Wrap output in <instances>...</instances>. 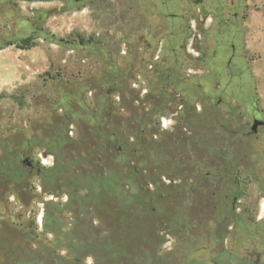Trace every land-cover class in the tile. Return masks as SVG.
<instances>
[{
    "label": "rangeland",
    "instance_id": "1",
    "mask_svg": "<svg viewBox=\"0 0 264 264\" xmlns=\"http://www.w3.org/2000/svg\"><path fill=\"white\" fill-rule=\"evenodd\" d=\"M134 4L0 0V163L6 155L21 153L34 164L21 181L0 176V264H264V215H210L217 211L218 195L202 197L199 187L185 194L181 182L194 178V170L201 179L222 174L218 162L195 159L183 164L190 152L193 158L206 153L202 146L196 152L189 151L195 145L186 148L187 139L195 137L190 133L232 132L239 121L248 122L250 129L247 118L255 111L264 119V0H243L241 8L223 12L235 21L231 42L242 53V79L252 85L255 103L249 108L236 103L195 107L191 102L205 101L217 85L201 78L215 64V20L221 5L187 15L190 33L179 61L173 54L164 56L173 52L172 44L155 41L150 69L138 66L135 58ZM26 38L33 43L30 49L19 47ZM171 67L176 70L171 72ZM115 70L118 78L106 84ZM178 71L191 79L181 96L174 90L181 83ZM112 81L119 82L108 98L116 110L113 116L130 125L129 141L136 140L148 153L136 156L131 184L138 194L125 244L119 204L107 196L78 203L62 178L44 179L59 158L48 146L64 121L62 94L79 95L93 111ZM142 125L144 133L139 132ZM69 137L80 138L75 125ZM159 153L165 155L161 166ZM78 154L70 143L60 156L76 159ZM223 184L222 190L233 188Z\"/></svg>",
    "mask_w": 264,
    "mask_h": 264
},
{
    "label": "flooded vegetation",
    "instance_id": "2",
    "mask_svg": "<svg viewBox=\"0 0 264 264\" xmlns=\"http://www.w3.org/2000/svg\"><path fill=\"white\" fill-rule=\"evenodd\" d=\"M71 1L80 4L90 0L80 3L76 0ZM242 2L243 0H134L135 4L131 7V35L137 43L134 53L138 66L147 65L153 69L150 59L154 56V43L155 41L162 43L164 39L167 46L173 45L171 50L173 52L165 51L164 56L170 57L173 54L174 60L179 61L182 43L190 33L187 29V15L192 16L205 8L214 11L213 7L221 5L222 13H218L215 20L216 47L213 54L215 64L208 70V74L201 78L208 84L216 81L217 85L211 89L205 101L191 102L195 107V103H205L215 108L234 107L233 103L237 106L251 107L255 103L252 99V85L250 80L242 79V71L245 70L242 53L236 44L231 42L236 35L233 26L235 21L227 19L223 14L231 13L236 7L241 8ZM160 59L161 57H157V60ZM174 67H171V72L176 70ZM141 71L142 69H138L136 74L140 75ZM177 75L181 83L174 90L181 96L183 87L188 85L191 79L180 71ZM197 87L201 88L202 84ZM235 87L237 89H234ZM183 98L186 101L184 95ZM247 119L252 125L254 120H260L262 123L256 131L252 130V125L248 129V122L239 121L236 130L232 132L190 133L189 135L195 137L188 138L185 143L186 148L196 146L189 150L193 152L197 151V146L204 147L206 155L196 154L193 158L190 152L183 162L184 165L195 159L220 163L218 170L222 174L219 179H201L198 170H194L196 172L194 178H184L181 181L184 182L185 194L193 193L195 190L192 188L199 187L202 197L206 198L208 194L209 198L218 195L214 207L217 211L210 215H264V119L257 111L249 114ZM23 162L30 172L34 170L30 158ZM37 171L40 173L41 167H38ZM183 172L186 177L187 170ZM223 182L233 188L230 191L222 190ZM243 186L249 189L242 190ZM208 188L213 190L208 191ZM260 219L263 220V217Z\"/></svg>",
    "mask_w": 264,
    "mask_h": 264
},
{
    "label": "trees",
    "instance_id": "3",
    "mask_svg": "<svg viewBox=\"0 0 264 264\" xmlns=\"http://www.w3.org/2000/svg\"><path fill=\"white\" fill-rule=\"evenodd\" d=\"M43 36L46 40L54 42L49 36ZM32 46L30 38H26L21 41L19 47L30 49ZM118 76L115 70L106 77L105 83L108 84L109 78H118ZM112 83L109 85L111 88H106L103 97L99 98L96 109L93 111L86 106L85 101L79 95L72 92L62 94L64 121L57 127L48 146L57 152L56 155L59 158L55 167L48 175L44 176V179L50 181L56 177L62 178L67 183L71 196L75 197L78 203L84 200L96 201L107 196L113 203L119 204L118 215H122V217L118 219V224L121 225V236L124 237L123 244H125L133 227L130 220V216H132L130 209L134 201L137 200L138 194L131 184L138 160L136 156L144 155L146 157L148 153L142 145L135 142L136 140L129 141L132 138V135H129L130 125L120 124L119 117L113 116L116 110L108 98L109 94L118 88L119 82L112 81ZM73 104L77 108H74ZM73 125L77 127L80 137L74 141L69 137L70 126ZM139 132H145V125L140 126ZM70 143L74 150L80 154L76 159L70 157L62 160L64 155L60 156L61 152ZM155 149L162 150L158 147ZM85 150L89 155L85 154ZM151 151L149 152L152 155ZM156 156H162V160L157 161L161 166L165 155L159 153ZM22 157L21 153L5 156L0 163L2 179L8 182H18L27 177V166L24 167L25 163ZM122 254L129 256L130 252L123 250Z\"/></svg>",
    "mask_w": 264,
    "mask_h": 264
},
{
    "label": "water",
    "instance_id": "4",
    "mask_svg": "<svg viewBox=\"0 0 264 264\" xmlns=\"http://www.w3.org/2000/svg\"><path fill=\"white\" fill-rule=\"evenodd\" d=\"M83 1H85V0H76V2H83ZM262 123V121H260V120H254V122H253V125H252V130H254V131H256L257 130V127L260 125ZM27 160H29V159H27Z\"/></svg>",
    "mask_w": 264,
    "mask_h": 264
}]
</instances>
